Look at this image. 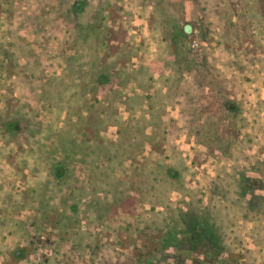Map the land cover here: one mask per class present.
Segmentation results:
<instances>
[{
	"label": "rangeland",
	"instance_id": "1",
	"mask_svg": "<svg viewBox=\"0 0 264 264\" xmlns=\"http://www.w3.org/2000/svg\"><path fill=\"white\" fill-rule=\"evenodd\" d=\"M94 15L101 17L100 27L121 47L116 52L111 41L106 51L122 53L118 55L122 59L129 56L127 63L118 64L123 71L150 66L148 74L157 79L161 74L169 75L161 68L163 62L176 58L187 65L183 72L186 77H196L200 87L193 122L188 121L189 124L180 119L181 110L173 102L172 94L157 85L164 97L160 99L161 121L168 123L159 129L166 128L169 135L172 132V144L160 146L161 154L169 163L179 158L184 167L185 187L191 189L190 196L184 197L172 191L169 206L183 210L182 201L192 200L195 207L208 209L220 221L227 236L223 240L228 243L226 251L234 262L264 264V83L259 72L264 48L237 50L221 56L214 64L211 50L202 47L198 38L189 37L179 46V53L170 57L161 40L164 27L167 23L180 25L196 19L198 9L190 0H0V196L7 192L11 195L10 203L16 205L15 209H5L1 217L25 226L20 231L14 225H8L11 230L2 227L0 244L8 253L0 254V264H144L145 256L140 260L138 256L143 257L147 251L145 243L150 240L143 230L147 204L128 213L117 211V241L115 232L101 235L103 229L98 225V241H86L87 246L76 252L69 234L72 229L59 236L48 225L32 227L35 203L27 205L25 199L20 201L19 195L32 184V177H49L45 161L36 158L39 151L32 146L35 142L42 144L46 152V143L54 142L45 138L67 119L65 107L72 91L84 83V65L104 56L98 40L94 42L95 50L98 49L94 53L90 44L82 46L75 31L76 25H87ZM216 32L217 29H210V36ZM67 56H76V67L66 63ZM203 56L207 57L212 76L216 68L226 79L235 80L219 82L200 75L205 66ZM60 77L63 80L53 89ZM43 90L48 95L47 103L38 102L39 95L44 99ZM152 92L149 89L145 94L151 96ZM227 100H234L243 111L242 116L248 119L244 120L245 128L233 126L234 115L224 107ZM119 111L125 121L128 113L123 105ZM138 113L135 111L133 116ZM12 118L18 119L20 126L18 144L12 142L13 137L3 125ZM251 118H255L253 126L259 128L253 134L246 130ZM146 130L148 133L149 128ZM100 135L108 140L117 138L113 126ZM149 149L145 145L144 154ZM87 182L86 166L75 163L68 184L82 186ZM241 187L243 193L239 192ZM139 234L146 237L140 238ZM60 237L62 241L58 240ZM177 238L169 247L152 251L149 259L154 264H171L175 253L178 257L186 256L188 235L179 233ZM15 250L19 258L11 256Z\"/></svg>",
	"mask_w": 264,
	"mask_h": 264
},
{
	"label": "trees",
	"instance_id": "2",
	"mask_svg": "<svg viewBox=\"0 0 264 264\" xmlns=\"http://www.w3.org/2000/svg\"><path fill=\"white\" fill-rule=\"evenodd\" d=\"M190 1L198 9L196 19L183 21L180 25L167 23V27H164L161 40L170 57L179 53V46L182 47L189 37L198 38L202 47L211 50V63L214 64L221 56L237 50L247 52L253 47L254 50L264 48V0ZM100 18L94 15L87 25H76L75 31L82 46L90 44L95 50L94 42L98 40V46L103 47V58H93L84 65L87 68L84 83L72 91L73 96L70 95L71 100L67 102L70 105L65 107L68 117L62 127H54L51 134L46 136V141H54L52 144L46 143V152L42 144L35 142L32 146L39 151L36 158L45 161L49 177H32V184L19 195L20 201L25 199L27 205L35 203L31 226L48 225L59 236L72 229L73 233L69 234L73 245L76 252H81L88 244L86 241H98L95 233L98 225L103 229L101 235L115 232L118 222L115 214L118 210L128 213L136 206L147 204L149 207L145 213L148 217L144 219L143 230L149 234L150 240L145 243L147 251L143 257L138 256L139 260L145 256L144 264H154L149 259L151 252L169 247L178 239L179 233H186L190 239L198 237L207 240L206 243L219 249H227L228 243L223 241L227 236L220 221L213 218L208 209L195 207L192 200L182 201L183 210L179 207L171 209L169 206V194L172 191L184 197L186 194L190 196L191 189L185 187L182 175L184 167L179 158H173L169 163L165 162L161 154L160 146H171L172 132L169 135L166 128L159 129L168 123L161 121L163 113L159 109L163 104L160 99L164 97L160 95L157 85L161 84L166 87L167 93L172 94L173 102L181 110L180 119L183 123H192L200 84L196 77L190 78L183 74L188 67L176 58L163 62L161 68L168 71L169 75L161 74L157 79L148 74L150 66L137 71H123L118 64L127 63L129 56L122 59L118 56L122 53L110 54L106 51L111 41L115 44L116 52L121 47L100 27ZM212 28L217 29V32L210 36ZM202 59L205 66L202 72L198 70L200 75L214 77L219 82L235 80L234 77L226 79L216 68L212 76L211 70L207 68V57L203 56ZM65 60L68 65L76 67V56H67ZM259 63L264 83V53ZM61 80L62 77L53 89L58 87ZM49 83L53 84L52 80ZM122 89L129 90L131 94ZM134 89L141 92L136 93ZM149 89L153 90L151 96L145 94ZM43 93L44 99L39 95L38 102L47 103L48 95L45 90ZM122 105L128 113L125 121L119 111ZM143 106H147V109H142ZM224 107L234 115L233 126L245 128L244 120L248 119L242 116L243 111L237 103L227 100ZM135 111H139L136 117L133 116ZM251 120L246 130L253 134L259 128L253 126L255 118ZM3 125L13 137L12 142L18 144V119H8ZM111 126L116 129V140H108L100 135ZM145 145L150 146L146 154ZM55 154L58 156H53ZM77 162L86 166L88 182L82 186H70L69 178ZM239 192L243 193L244 188L241 187ZM3 194L0 196V232L2 227L11 230L8 225H14L19 231L24 230L22 222L1 217L5 209H15L16 206L10 203L11 195L7 192ZM116 234L117 231L114 241H117ZM139 237L146 236L139 234ZM58 240L62 241V237ZM95 245L98 244L95 242ZM5 253H8L7 248L0 244V254ZM16 255L18 251H12L11 256L19 258Z\"/></svg>",
	"mask_w": 264,
	"mask_h": 264
},
{
	"label": "flooded vegetation",
	"instance_id": "3",
	"mask_svg": "<svg viewBox=\"0 0 264 264\" xmlns=\"http://www.w3.org/2000/svg\"><path fill=\"white\" fill-rule=\"evenodd\" d=\"M198 237L186 242V256L174 254L171 264H242L233 261V257L226 249H219ZM209 241V240H208ZM177 258V259H175Z\"/></svg>",
	"mask_w": 264,
	"mask_h": 264
}]
</instances>
